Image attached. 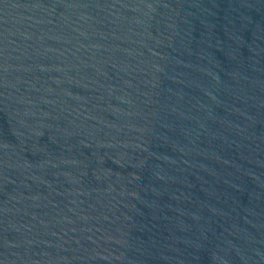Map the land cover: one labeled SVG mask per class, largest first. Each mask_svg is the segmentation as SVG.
I'll list each match as a JSON object with an SVG mask.
<instances>
[{"label":"water","instance_id":"1","mask_svg":"<svg viewBox=\"0 0 264 264\" xmlns=\"http://www.w3.org/2000/svg\"><path fill=\"white\" fill-rule=\"evenodd\" d=\"M0 264H264V0H0Z\"/></svg>","mask_w":264,"mask_h":264}]
</instances>
